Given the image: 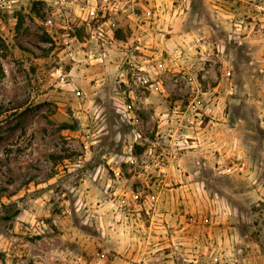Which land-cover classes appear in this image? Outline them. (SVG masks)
Segmentation results:
<instances>
[{
    "label": "rangeland",
    "instance_id": "1",
    "mask_svg": "<svg viewBox=\"0 0 264 264\" xmlns=\"http://www.w3.org/2000/svg\"><path fill=\"white\" fill-rule=\"evenodd\" d=\"M223 216L264 251V0H0V264H187Z\"/></svg>",
    "mask_w": 264,
    "mask_h": 264
},
{
    "label": "crops",
    "instance_id": "2",
    "mask_svg": "<svg viewBox=\"0 0 264 264\" xmlns=\"http://www.w3.org/2000/svg\"><path fill=\"white\" fill-rule=\"evenodd\" d=\"M216 219L211 225H178L177 242L186 245L187 264H231L232 257L239 258L241 264H264L259 242L241 231L236 216ZM182 231H186L183 238ZM238 248L244 250L243 255H236Z\"/></svg>",
    "mask_w": 264,
    "mask_h": 264
},
{
    "label": "built area",
    "instance_id": "3",
    "mask_svg": "<svg viewBox=\"0 0 264 264\" xmlns=\"http://www.w3.org/2000/svg\"><path fill=\"white\" fill-rule=\"evenodd\" d=\"M217 222V219L214 218V217H204V218H196V217H192L190 219V224H193V225H211L213 223ZM244 254V250L242 248H238L236 249V255L239 256V255H243ZM177 259H182L183 261H187L188 258H187V252L186 254H183V253H180L178 255V258ZM220 264V263H219ZM231 264H241L240 263V260L239 258L237 257H232L231 259Z\"/></svg>",
    "mask_w": 264,
    "mask_h": 264
},
{
    "label": "trees",
    "instance_id": "4",
    "mask_svg": "<svg viewBox=\"0 0 264 264\" xmlns=\"http://www.w3.org/2000/svg\"><path fill=\"white\" fill-rule=\"evenodd\" d=\"M17 214H18V212L14 213L13 215L9 216V217L7 218V220H8V221H9V220H12L13 218H15V217L17 216Z\"/></svg>",
    "mask_w": 264,
    "mask_h": 264
}]
</instances>
